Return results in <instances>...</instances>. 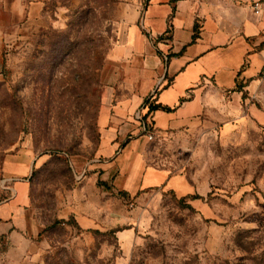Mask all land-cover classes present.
<instances>
[{
	"label": "rangeland",
	"instance_id": "374dc122",
	"mask_svg": "<svg viewBox=\"0 0 264 264\" xmlns=\"http://www.w3.org/2000/svg\"><path fill=\"white\" fill-rule=\"evenodd\" d=\"M147 4L0 0V264H264V78L162 134ZM124 102L115 155L129 145L125 167L136 153L168 166L185 195L102 180L99 113ZM20 156L33 166L6 180Z\"/></svg>",
	"mask_w": 264,
	"mask_h": 264
},
{
	"label": "crops",
	"instance_id": "0c3cea01",
	"mask_svg": "<svg viewBox=\"0 0 264 264\" xmlns=\"http://www.w3.org/2000/svg\"><path fill=\"white\" fill-rule=\"evenodd\" d=\"M255 2L260 3L259 15L254 13ZM144 25L154 40V49L145 51L147 59L153 58L157 69L163 70L156 84L148 85L157 89L150 103L160 108L149 115L162 134L194 127L195 119L225 102V91L240 92L236 90L239 82L247 85L264 64V0H148ZM148 102L145 114L150 111ZM106 104L99 113L101 139L95 164L104 173L102 180L112 185L115 173L114 185L123 192L166 187L178 193L184 190L181 194L185 195L187 186L166 165L152 166L136 153L125 167L122 162L131 147L115 155L127 130L117 125L121 114L132 110L120 103L114 115L112 104ZM30 165L33 160L24 156L10 159L6 180L25 177ZM119 176L128 178L121 183ZM14 208L8 203L2 211L10 214Z\"/></svg>",
	"mask_w": 264,
	"mask_h": 264
},
{
	"label": "built area",
	"instance_id": "2783aa9c",
	"mask_svg": "<svg viewBox=\"0 0 264 264\" xmlns=\"http://www.w3.org/2000/svg\"><path fill=\"white\" fill-rule=\"evenodd\" d=\"M253 9H254V13L259 15L261 13V9H260V3L259 2H255L253 5ZM260 77L264 78V64L259 72ZM149 139H153V134H150L148 136Z\"/></svg>",
	"mask_w": 264,
	"mask_h": 264
},
{
	"label": "trees",
	"instance_id": "16d2710c",
	"mask_svg": "<svg viewBox=\"0 0 264 264\" xmlns=\"http://www.w3.org/2000/svg\"><path fill=\"white\" fill-rule=\"evenodd\" d=\"M158 108H160V106L156 105V108L155 109H158Z\"/></svg>",
	"mask_w": 264,
	"mask_h": 264
}]
</instances>
